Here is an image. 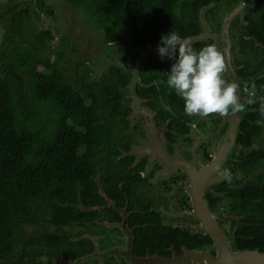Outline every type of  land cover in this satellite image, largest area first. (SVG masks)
I'll list each match as a JSON object with an SVG mask.
<instances>
[{
	"label": "flooded vegetation",
	"instance_id": "af4514ba",
	"mask_svg": "<svg viewBox=\"0 0 264 264\" xmlns=\"http://www.w3.org/2000/svg\"><path fill=\"white\" fill-rule=\"evenodd\" d=\"M11 1L14 2L10 3L11 7L20 4L17 9L29 7L34 13L41 0ZM44 3L49 5L46 0ZM238 5L240 0H210V3L202 5L195 25L185 22L173 31L181 42L187 40L196 49L214 45L225 56L228 68L224 75L229 83H236L243 106V111H230L227 115H188L184 106L174 112L175 103L171 100L174 91L170 89V98L164 96L159 76L170 70L172 61L167 58L161 60L157 52L158 43L147 41L138 44L122 28L117 31L116 40L110 41L102 22L95 21L102 28L110 52L94 62L103 61L105 69L99 78L91 80L99 81L105 75L110 77L112 69L118 67L123 75L129 77L127 86L123 87L125 109L132 112L130 115L123 110L125 118L129 119L126 132L131 130V120L141 116L134 125L137 133L133 140L123 134L129 146L128 149H121L130 161L126 168L128 174L125 178L118 177L109 190L100 186L95 197L79 199L74 207L81 209L79 213L83 214V218L77 222H47L43 226H29L33 235L48 236V239L21 245L27 249L23 254L27 262L224 264L223 257L230 256L236 260V255L247 249L264 253V244L255 247L242 245L244 241L241 240L246 235L239 229L244 224L240 213L244 200L242 189L255 191L256 186L264 185V169L258 167L264 158V120L256 118L264 111L263 89L257 84L264 75L254 79L264 72V67L259 66L253 57L254 53H264V40L258 41L249 36L250 29L245 25L250 21L245 17L252 13L250 8L227 21L228 15ZM43 12H37L38 16L33 14V23L39 29H44L40 25L43 20L38 22ZM0 24L3 26L4 41L5 21L2 18ZM121 37L127 39L119 40ZM251 38L255 41L254 50L242 52L241 43L250 42ZM147 47L154 49L155 53L146 54ZM43 48H39V53ZM226 49H231L234 55V71L229 66L228 62L232 60H228ZM152 64L157 68L152 74L158 71L152 78L153 82L147 85L141 76L142 67ZM134 72L138 76L136 92L139 87L140 94L137 92L138 100L133 108L130 86ZM145 88L153 89L156 108L151 107L149 98L143 96ZM177 99L184 102L178 96ZM143 106L151 111L153 124L147 125ZM165 111L174 115H167ZM245 121L259 126L260 135L244 131L242 124ZM229 134L233 143L228 140ZM242 136L251 137V144L247 146L241 140ZM217 159L224 165L221 169L227 170V178L217 173L215 165H212L209 174H205V169ZM194 179L200 184L201 198L204 194L203 208L195 205L192 195ZM202 179L203 182H200ZM263 219L260 216L254 222L260 226ZM254 222L249 221L248 229L255 228L250 238L259 235Z\"/></svg>",
	"mask_w": 264,
	"mask_h": 264
},
{
	"label": "trees",
	"instance_id": "16d2710c",
	"mask_svg": "<svg viewBox=\"0 0 264 264\" xmlns=\"http://www.w3.org/2000/svg\"><path fill=\"white\" fill-rule=\"evenodd\" d=\"M66 1L94 21L100 20L108 40H116L117 31L122 28L138 44L159 43L162 34L177 31L185 22L195 25L202 5L210 3V0ZM11 2L0 5V18L5 21V38L0 46V264H30L23 257L27 249L21 245L45 242L48 236L33 235L29 226H43L47 222L71 224L83 218L81 209L74 207L79 199L95 197L100 186L109 190L118 177L125 178L128 174L130 161L121 149L129 148L123 137L129 127L123 111L126 107L123 87L129 77L114 67L110 77L87 80V74L80 72L75 84L71 83L62 68V52L54 58H45L38 51L49 46L53 32L50 28H37L33 14L38 16L37 12L45 11L53 15V8L41 0L39 9L33 13L29 7L17 9L20 4L11 7ZM250 10L252 13L245 17L250 22L245 26L250 29L249 36L262 41L264 0H258ZM241 46L242 52L254 50L255 41L242 42ZM253 57L264 67V53H254ZM156 69L153 64L142 67L141 76L147 85L153 82L158 70L152 73ZM159 76L161 92L170 98L166 76L164 73ZM257 84L263 89L264 102V77ZM137 92L140 94L139 87ZM143 96L156 108L153 89L145 88ZM171 100L175 103L174 112L184 106L175 92ZM31 105L34 111L25 112ZM36 112L40 115L38 119ZM262 113L256 118L264 120ZM242 129L260 135V127L248 121L242 124ZM241 140L247 146L251 144V137L242 136ZM258 167L264 169V158ZM242 193L240 213L244 224L239 229L246 235L242 245H262L264 219L260 226L254 221L264 217V185L259 184L255 191L242 189ZM249 221L254 222L259 234L254 238H250L255 228L248 229Z\"/></svg>",
	"mask_w": 264,
	"mask_h": 264
},
{
	"label": "clouds",
	"instance_id": "9594fccd",
	"mask_svg": "<svg viewBox=\"0 0 264 264\" xmlns=\"http://www.w3.org/2000/svg\"><path fill=\"white\" fill-rule=\"evenodd\" d=\"M157 52L161 60L172 61L170 70L164 73L166 84L184 101L188 115L207 117L243 111L236 83H229L224 75L228 68L225 56L216 46L196 49L170 31L161 35ZM216 171L227 178V170L220 165Z\"/></svg>",
	"mask_w": 264,
	"mask_h": 264
},
{
	"label": "rangeland",
	"instance_id": "374dc122",
	"mask_svg": "<svg viewBox=\"0 0 264 264\" xmlns=\"http://www.w3.org/2000/svg\"><path fill=\"white\" fill-rule=\"evenodd\" d=\"M7 1L8 0H0V5H4ZM46 1L47 4L51 5L53 8L54 14L52 15L43 12L44 15L38 22H42L43 20L40 25L44 28L49 27L53 32V38L49 46L40 50V53L45 58H53L62 52L64 54L62 68L66 73L68 80L73 84H75L77 75L80 72L87 74V80L99 78L105 69V66L103 65L104 62H94L100 61L103 58V54H108L110 52L102 28L96 24L95 21L85 13V11L75 8L66 0ZM12 4H14V2H12ZM3 35V26L0 24V45L3 42ZM124 39H127V37H121L119 40ZM122 43H127V41H122ZM147 50L146 54L155 53L154 49L150 47H147ZM136 52L137 51H135V54ZM32 105L29 106L28 110L25 109V112H33L34 109ZM124 111H127L130 115L132 114L128 109H125ZM39 117V113L36 112L35 119H38ZM140 117L141 116L132 119L131 130L124 133V135L130 136L132 140L137 133L134 125Z\"/></svg>",
	"mask_w": 264,
	"mask_h": 264
},
{
	"label": "water",
	"instance_id": "95a60500",
	"mask_svg": "<svg viewBox=\"0 0 264 264\" xmlns=\"http://www.w3.org/2000/svg\"><path fill=\"white\" fill-rule=\"evenodd\" d=\"M258 0H241L240 1V5H238L236 7V9H234L229 15H228V18H227V21H229L230 19H232L235 15H237L238 13H241L243 14L244 13V10H247V8H250V7H253L256 2ZM226 55L228 56V60L231 59L232 62H228L229 63V66L232 68V71H234L233 69V61H234V55L231 51V49H226ZM262 75H264V72H260L259 74H257L254 79H259L262 77ZM138 78H137V73L134 72V77H133V81H132V84L130 86V89H131V96L133 97V103H132V107L134 108V103H137V100H138V94L136 92V87H135V84L137 82ZM142 104V102H141ZM146 110L145 112V117H146V120H147V125H150V124H153V118H152V113L151 111L143 106ZM228 140L231 141V143H233V138L231 136V134H229L228 136ZM187 164V162H184ZM212 165H220L222 167H224L223 163L221 160L217 159L215 161H213L209 167H207L205 169V174H209L210 173V170H212ZM225 169V168H224ZM223 178V177H222ZM222 180V179H220ZM200 182H203V179L200 181ZM193 192H192V195L195 197V200L197 202H195V205L199 208H203V203L205 200L204 199V194H202V198H201V194H200V184L198 182L195 181L194 179V182H193ZM237 256V259L235 260L234 257H223L221 260H222V263L224 264H264V253L258 251V250H244V251H241L239 253V255H236ZM238 257H239V260H238Z\"/></svg>",
	"mask_w": 264,
	"mask_h": 264
}]
</instances>
